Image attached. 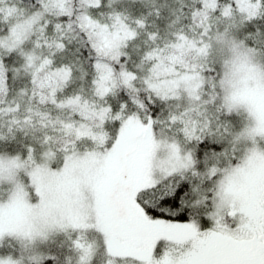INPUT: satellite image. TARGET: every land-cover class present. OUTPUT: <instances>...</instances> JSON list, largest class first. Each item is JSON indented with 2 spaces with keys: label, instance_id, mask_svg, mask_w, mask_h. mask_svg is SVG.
I'll return each mask as SVG.
<instances>
[{
  "label": "snow or ice",
  "instance_id": "obj_1",
  "mask_svg": "<svg viewBox=\"0 0 264 264\" xmlns=\"http://www.w3.org/2000/svg\"><path fill=\"white\" fill-rule=\"evenodd\" d=\"M0 264H264V0H0Z\"/></svg>",
  "mask_w": 264,
  "mask_h": 264
}]
</instances>
